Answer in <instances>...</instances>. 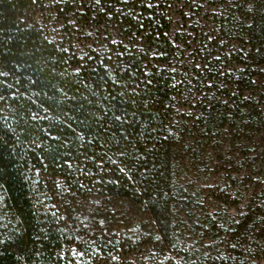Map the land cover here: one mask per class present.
Returning <instances> with one entry per match:
<instances>
[{
    "label": "trees",
    "instance_id": "1",
    "mask_svg": "<svg viewBox=\"0 0 264 264\" xmlns=\"http://www.w3.org/2000/svg\"><path fill=\"white\" fill-rule=\"evenodd\" d=\"M199 2L0 0V264H109L124 251L128 264H153L155 250L166 255L155 264H252L246 246L182 247L173 228L177 102L197 109L192 126L209 137L264 127V0H231L242 9L212 14L213 37L185 38L175 30L201 15ZM223 35L244 41L224 50ZM194 44L196 62L182 63ZM244 75L245 109L232 96ZM95 198L108 204L92 217L102 228L88 223ZM120 200L153 219L154 241L119 242L111 209ZM251 225L240 239L257 246Z\"/></svg>",
    "mask_w": 264,
    "mask_h": 264
},
{
    "label": "rangeland",
    "instance_id": "2",
    "mask_svg": "<svg viewBox=\"0 0 264 264\" xmlns=\"http://www.w3.org/2000/svg\"><path fill=\"white\" fill-rule=\"evenodd\" d=\"M227 3H231V0H200L198 5L204 9L201 15L197 17V13L187 14L185 23L181 22L175 32L187 34L185 38L195 37L196 31L198 33L203 31L202 34L207 35V38L213 37L215 28L211 21L212 14H221L222 11L225 13L232 8L242 9L239 6H229ZM195 17L197 23L194 24L192 30L195 31L192 32L190 25ZM223 38L226 40L221 42H225L222 45L224 50L231 47L240 48L239 41H244L235 39L236 37L232 35H223ZM195 45H191V49L186 46V52L179 54L182 63L196 62L194 54L198 47ZM195 66L198 69L199 65ZM224 66L228 67L223 70H228L227 72L230 73L235 64L228 62ZM206 69L207 67L200 70L195 78L201 80ZM234 79L244 81L241 92L232 93V96L236 97L241 95L240 102L237 104L244 108L248 103H252L249 100L251 94L244 92L248 85L245 83L247 76ZM224 83L225 80L222 79L214 86L222 91L225 87ZM210 85L211 83L208 82V86ZM217 92V98L222 97L218 89ZM190 98L194 96L190 95ZM186 104V100L177 102L178 133L176 137L179 144L174 154V171L182 186L181 198L179 202L173 204L174 213L172 214L175 234L181 237L179 246L183 247L186 244L198 249L211 247L215 251L221 248L228 254L231 250L236 252L239 248L246 246L245 252L252 260V264H264V162L258 160V156L264 158V127L253 136H246L245 133H237L232 126L227 125L220 133L209 137L193 128L192 118L197 109L188 108ZM102 201V198H95L89 204L87 217L89 220L91 218L88 221L91 227H104L103 223L98 224L96 220H92L94 215H98L97 212L101 206L108 207V204ZM113 204L111 212L114 214V233L122 245L126 244L127 247V244L130 246L132 243V247L136 248L142 243L155 240L158 226L142 207L128 200H120ZM207 213L212 215L216 222L215 233L211 230L212 227L207 226ZM253 222L259 226L257 246L253 244V241L250 244L243 243L244 240L240 239L239 235L241 232L245 233L244 229L248 231ZM235 236L236 239L233 240ZM132 256L131 252L128 254L124 251L123 256L115 257L109 264H128V259L133 260ZM151 256L146 259H151L153 264L166 257L163 252L157 250L153 251ZM123 258L127 260L123 262ZM138 262L135 261L136 264Z\"/></svg>",
    "mask_w": 264,
    "mask_h": 264
}]
</instances>
